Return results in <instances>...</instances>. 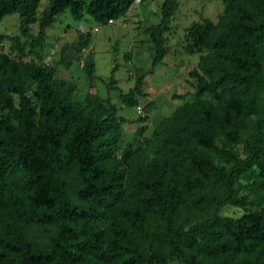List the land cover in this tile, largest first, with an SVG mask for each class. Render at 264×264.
<instances>
[{"label": "trees", "instance_id": "obj_1", "mask_svg": "<svg viewBox=\"0 0 264 264\" xmlns=\"http://www.w3.org/2000/svg\"><path fill=\"white\" fill-rule=\"evenodd\" d=\"M133 1L47 0L37 13L40 0H0V21L19 19L0 43L33 54L57 17L105 25ZM221 3L218 31L207 19L186 28L187 53L204 51L187 73L193 100L154 127L150 160L145 139L120 150L111 117L61 92L51 66L0 51V264H264V0ZM176 9L162 0L146 30L151 68ZM89 42L80 33L76 52ZM83 70L91 78L94 66ZM144 75L119 95L125 107L138 105Z\"/></svg>", "mask_w": 264, "mask_h": 264}, {"label": "rangeland", "instance_id": "obj_2", "mask_svg": "<svg viewBox=\"0 0 264 264\" xmlns=\"http://www.w3.org/2000/svg\"><path fill=\"white\" fill-rule=\"evenodd\" d=\"M46 1L40 0L37 13ZM161 2H132L124 13L113 19L111 24L105 25L93 21L87 14L75 21L66 13L57 17L47 30L41 50L33 54H27L26 50L21 54L10 52V42L3 40L0 51L13 58L34 60L38 64L51 66L52 79L59 85L61 92L83 106L99 104L102 107L99 114L111 117V125L114 127L116 124L112 137L116 139L120 150L136 145L139 139H145L148 149L141 160H150L157 155L154 127L174 108L193 100V80L187 73L196 66L198 56L204 51L187 53L189 39L185 37L186 28L193 22L207 19L215 25L216 32L223 21L221 0H177L170 29L163 34L165 54L161 64L151 68L154 51L146 30L158 23ZM18 24L19 19L15 15L4 17L0 21V34L18 36ZM94 27L96 31H93ZM28 29L31 34H35L36 24L30 25ZM83 32L90 34V42L81 52H76L77 37ZM19 39L24 40L22 37ZM86 63L94 66L91 78H87L84 73ZM112 68L115 70L110 87L108 80ZM141 74L145 75L138 89V105L127 108L120 102L119 95L132 89L134 80ZM201 98L211 99L207 94ZM139 118H145V121L137 120ZM138 129L142 132L140 136L136 135ZM239 182L245 186L249 182L248 176L239 178ZM221 215L236 217L240 211L225 207ZM195 217L194 213L187 212L186 223ZM169 264L180 263L174 261Z\"/></svg>", "mask_w": 264, "mask_h": 264}, {"label": "built area", "instance_id": "obj_3", "mask_svg": "<svg viewBox=\"0 0 264 264\" xmlns=\"http://www.w3.org/2000/svg\"><path fill=\"white\" fill-rule=\"evenodd\" d=\"M140 0H134L133 1V4H136V3H138ZM113 22V20H108L107 22H106V24H111ZM93 31H96V28L94 27L93 28Z\"/></svg>", "mask_w": 264, "mask_h": 264}]
</instances>
